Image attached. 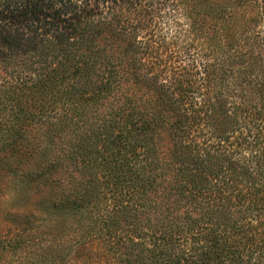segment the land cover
Masks as SVG:
<instances>
[{
	"label": "trees",
	"instance_id": "trees-1",
	"mask_svg": "<svg viewBox=\"0 0 264 264\" xmlns=\"http://www.w3.org/2000/svg\"><path fill=\"white\" fill-rule=\"evenodd\" d=\"M7 175L62 264H264V0H0Z\"/></svg>",
	"mask_w": 264,
	"mask_h": 264
},
{
	"label": "rangeland",
	"instance_id": "rangeland-1",
	"mask_svg": "<svg viewBox=\"0 0 264 264\" xmlns=\"http://www.w3.org/2000/svg\"><path fill=\"white\" fill-rule=\"evenodd\" d=\"M22 196L12 177L1 178L0 264H62L56 223L34 212Z\"/></svg>",
	"mask_w": 264,
	"mask_h": 264
}]
</instances>
